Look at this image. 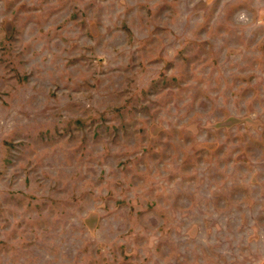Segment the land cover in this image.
I'll list each match as a JSON object with an SVG mask.
<instances>
[{"label":"rangeland","instance_id":"1","mask_svg":"<svg viewBox=\"0 0 264 264\" xmlns=\"http://www.w3.org/2000/svg\"><path fill=\"white\" fill-rule=\"evenodd\" d=\"M0 264H264V0H0Z\"/></svg>","mask_w":264,"mask_h":264}]
</instances>
